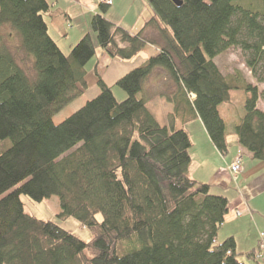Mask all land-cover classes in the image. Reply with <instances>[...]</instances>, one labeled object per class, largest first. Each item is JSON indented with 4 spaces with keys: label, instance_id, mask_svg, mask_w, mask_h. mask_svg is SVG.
Instances as JSON below:
<instances>
[{
    "label": "trees",
    "instance_id": "16d2710c",
    "mask_svg": "<svg viewBox=\"0 0 264 264\" xmlns=\"http://www.w3.org/2000/svg\"><path fill=\"white\" fill-rule=\"evenodd\" d=\"M147 1L153 16L135 34L108 20L112 5L99 3L91 19L97 45L86 34L66 55L49 34L47 0H0V264H243L234 238L218 241L229 200L190 176V135L175 129V119L158 123L145 86L161 69L177 117L199 118L222 155L229 148L220 108L244 91L234 133L240 149L264 161L262 93L243 72L224 75L215 62L240 48L264 83V0ZM7 29L19 39L15 52ZM148 46L158 53L117 82L125 101L99 77V95L54 123L87 89L97 47L130 61ZM20 55L31 60L33 77ZM23 196L37 203L58 197V217L78 220L91 241L28 215ZM259 251L260 242L246 257L260 264Z\"/></svg>",
    "mask_w": 264,
    "mask_h": 264
},
{
    "label": "crops",
    "instance_id": "0c3cea01",
    "mask_svg": "<svg viewBox=\"0 0 264 264\" xmlns=\"http://www.w3.org/2000/svg\"><path fill=\"white\" fill-rule=\"evenodd\" d=\"M129 1L130 5L120 21H116L112 17L108 20L116 26H120L135 34L153 16V9L147 0ZM137 1L142 5L143 12L139 13L136 17H130V11H133V6ZM47 2L51 6V11L48 14L52 18L51 22L53 25L57 24L56 28H60V31L55 32L58 35V39L62 40L61 43L71 38V33L69 34L65 31V24L73 22L74 25L70 29L71 32H75L73 41H80L86 34H91L96 45L90 26L91 20L89 19L98 12L95 0H47ZM122 3L126 2L124 0H112L110 12L114 13V9ZM77 11L80 14H76ZM79 16H83L86 24L84 29L77 31L78 27L76 28L77 25L75 23L79 20ZM46 23L48 24L50 36L65 53L66 50H63L62 44L50 33V23ZM146 34L150 39L158 40V36L154 30H148ZM73 41L69 49L74 45L75 42ZM154 53L153 55L155 56L158 53V48ZM97 54L99 61L95 67L96 74L100 73L99 65L102 59L111 61V65H113L111 72L118 73L119 71H130L132 69L125 70L122 67L124 66L122 65L123 63H117V59H110L106 51L100 47H97ZM160 74L159 86L156 80L150 81V86H145L148 99H157L164 96L167 91L173 90L171 84L167 82L164 72L161 71ZM102 79L106 82L104 78ZM115 81L118 82V80ZM106 84L108 83L106 82ZM153 116L157 120L156 116ZM175 129L185 130L192 140L190 176L198 182L209 184L212 187V193L214 191V195L225 196L229 200V212L219 231L218 241L223 242L228 238H234L236 241V251L240 254V260L246 259L247 253L258 248L260 234L264 233V161H256L250 154L240 149L237 138H235V147H228L230 149H228V153L222 155L213 145L204 124L199 118L179 125L175 122ZM238 156L242 158V171L240 174L235 175L230 171V167ZM242 263L249 264L248 261L243 260Z\"/></svg>",
    "mask_w": 264,
    "mask_h": 264
},
{
    "label": "rangeland",
    "instance_id": "374dc122",
    "mask_svg": "<svg viewBox=\"0 0 264 264\" xmlns=\"http://www.w3.org/2000/svg\"><path fill=\"white\" fill-rule=\"evenodd\" d=\"M126 3L120 4L117 8L114 9V13L110 11L106 14V18L109 19L112 17L116 21H120L122 16L126 13L130 1L129 0H124ZM96 5L98 6L99 3L96 1ZM56 12V11H55ZM72 12V11H71ZM143 12V7L140 4L139 1L135 2L133 6V11H130V17H136L139 13ZM75 13V12H73ZM112 13V15H111ZM76 14H80V12H76ZM93 16H91L89 19L91 20ZM79 20L76 21V29L77 31H80L84 29L86 21L84 20L83 16L78 17ZM51 19L49 15L45 16L46 22L50 23L51 26V31L50 33L52 34L53 37L57 38L58 42L62 44L63 50H66L65 54L69 55L72 48L76 46L79 41H73L74 39V33L71 32V27L74 25V23H66L65 24V31L70 34V39L62 42V40L58 39V35L56 34L55 31H60V28H56L57 24H52ZM88 19V18H87ZM132 22V20H130ZM52 24V25H51ZM80 26V27H79ZM91 26V24H90ZM126 30V29H125ZM92 31V28H91ZM11 31L9 29L3 30V34L5 35V38H8L9 46L12 48V50L15 52L17 50V47L19 46V39L13 35L9 37V34ZM92 35L95 37V41L97 42V34H95L92 31ZM153 40V39H152ZM73 42L74 45L70 48V44ZM97 45V43H96ZM157 50L155 46H148L138 57L134 58L133 60L130 61H122L117 59V63H123L122 67L126 69L132 68L130 71L133 69L141 66L144 64L149 58L154 56V52ZM108 57L113 60V58L106 52ZM19 62L20 64L28 71L27 74L33 77L34 71H33V64L31 60L23 55L19 56ZM247 54H245L240 48H232L228 50L227 52L221 54L215 59L216 64L222 71L224 75L228 74H233L235 71L239 70L243 72L245 75L246 79L248 82L252 83L253 85H256L259 89V91L262 93V98L258 104L259 109L264 111V83L263 84H258L255 79L253 78L250 70L247 67ZM33 61V60H32ZM99 61V56L96 54V56L88 63L86 69H87V76H86V83H87V89L84 90V93L82 96L74 100L72 103L68 104L62 111H60L58 114L54 116V123L56 125H59L62 123L64 120L69 118L71 115H73L75 112L80 110L85 104L93 99H95L99 93L100 89L97 85V81L99 77H102L106 80V82L110 85V88L112 89V92L118 102H123L127 98L126 92L118 85L116 84L117 81L122 77H124L127 73L130 71H119L118 73L111 72L113 69V65H111L110 60H104L102 59L100 61L99 69L100 73L96 74L95 72V67L97 66ZM109 61V62H108ZM121 61V62H119ZM137 66V67H134ZM124 70V69H123ZM161 69L155 70V72L148 78L146 86H150V81L156 80L158 81V86H159V77L161 73ZM123 74V75H122ZM28 75V76H29ZM29 76V77H30ZM30 77V78H32ZM158 77V78H157ZM116 82V83H115ZM158 91V90H156ZM162 92V91H161ZM232 105L230 106H221V114L223 118L225 119L227 123V142H228V147H235V138L236 135L234 133V125L237 122L238 119H235L234 122L232 123L235 114H242L243 113V107L245 104V101L247 99V94L244 91H233L232 92ZM123 96V97H122ZM148 96V95H147ZM152 96V95H151ZM149 110L152 112L153 115L156 116L157 121L160 125L162 126H170L171 122H175L179 124H184L182 118L177 117V111L175 108V103L170 102L168 100V97L166 95L158 97L157 99H149V104H148ZM170 115H176L174 118H171ZM170 117V118H169ZM191 121H194L191 120ZM189 121V122H191ZM172 123V124H173ZM180 130V129H177ZM11 145L10 141H6L4 146L9 147ZM230 150V149H229ZM214 193V191H213ZM22 201L25 205V211L28 215L34 216L40 220L44 221H51L56 224H58L61 228L64 230L72 233L73 235L77 236L84 242H90L93 234L92 231L83 226L78 220L75 218H68L65 220H61L58 216L60 214V202L58 197H51L50 199L44 200L43 202L37 203L31 200L29 197L23 196ZM97 219L99 221L102 220V216L98 215ZM243 261H248L249 264H257L255 260L251 259H242ZM241 260V261H242ZM260 264H264V259L260 261Z\"/></svg>",
    "mask_w": 264,
    "mask_h": 264
},
{
    "label": "built area",
    "instance_id": "2783aa9c",
    "mask_svg": "<svg viewBox=\"0 0 264 264\" xmlns=\"http://www.w3.org/2000/svg\"><path fill=\"white\" fill-rule=\"evenodd\" d=\"M98 3H103V4H112V0H95ZM242 158L241 156H238L234 162V164L230 167V171L235 174L238 175L241 173L242 171ZM240 215V213H238ZM255 259L257 261H261L262 259H264V233L260 234V251L259 254L256 255Z\"/></svg>",
    "mask_w": 264,
    "mask_h": 264
},
{
    "label": "water",
    "instance_id": "95a60500",
    "mask_svg": "<svg viewBox=\"0 0 264 264\" xmlns=\"http://www.w3.org/2000/svg\"><path fill=\"white\" fill-rule=\"evenodd\" d=\"M175 2L176 5L181 6L182 2L178 1V0H173Z\"/></svg>",
    "mask_w": 264,
    "mask_h": 264
}]
</instances>
